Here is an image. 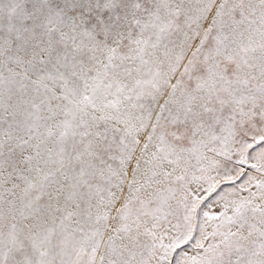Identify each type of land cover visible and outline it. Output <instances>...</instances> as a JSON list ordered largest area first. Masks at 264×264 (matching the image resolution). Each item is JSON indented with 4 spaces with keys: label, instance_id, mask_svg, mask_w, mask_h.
I'll list each match as a JSON object with an SVG mask.
<instances>
[{
    "label": "snow or ice",
    "instance_id": "snow-or-ice-1",
    "mask_svg": "<svg viewBox=\"0 0 264 264\" xmlns=\"http://www.w3.org/2000/svg\"><path fill=\"white\" fill-rule=\"evenodd\" d=\"M0 264H264V0H0Z\"/></svg>",
    "mask_w": 264,
    "mask_h": 264
}]
</instances>
